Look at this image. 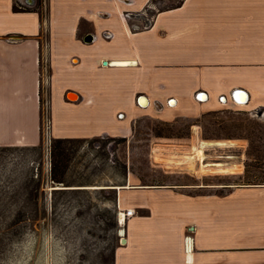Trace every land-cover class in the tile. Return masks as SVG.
I'll return each mask as SVG.
<instances>
[{
  "label": "crops",
  "instance_id": "1",
  "mask_svg": "<svg viewBox=\"0 0 264 264\" xmlns=\"http://www.w3.org/2000/svg\"><path fill=\"white\" fill-rule=\"evenodd\" d=\"M158 1L0 0V147L41 143L47 68L52 76L75 75L76 83L59 94L52 90V138L109 133L90 126L62 132L53 123L115 124L139 94L160 104L158 112L165 102L190 114L193 104H237L241 95L243 105L264 108V0L150 5ZM147 6L156 8L150 23L131 30L121 12ZM89 30L95 39L86 42ZM69 91L77 98L69 93L76 98L70 100ZM109 187L123 210L134 209L124 221L116 216L123 240L113 264H264V186L214 195L239 194L220 203L215 220L196 202L212 195L172 185Z\"/></svg>",
  "mask_w": 264,
  "mask_h": 264
},
{
  "label": "rangeland",
  "instance_id": "2",
  "mask_svg": "<svg viewBox=\"0 0 264 264\" xmlns=\"http://www.w3.org/2000/svg\"><path fill=\"white\" fill-rule=\"evenodd\" d=\"M51 74L50 68L43 70L41 143L0 147V264H113L115 249L122 244L116 216L125 209L109 186L172 185L190 194L212 195L196 202L215 220L220 203L239 194L214 195L255 186L244 184L245 171L264 177V108L230 101L211 108L193 104L190 114L168 102L158 112L160 104L153 101H131L121 112L127 117L111 125L55 119L53 127L62 132L89 126L94 132L112 131L75 138L68 159L53 157L52 90L59 94L76 83L75 75ZM189 158L194 162L188 163Z\"/></svg>",
  "mask_w": 264,
  "mask_h": 264
},
{
  "label": "flooded vegetation",
  "instance_id": "3",
  "mask_svg": "<svg viewBox=\"0 0 264 264\" xmlns=\"http://www.w3.org/2000/svg\"><path fill=\"white\" fill-rule=\"evenodd\" d=\"M149 11H151V18H153V16L155 15L156 9L152 8L151 6H147L141 11L132 10L130 8H125V9H123V11L121 12L120 15L126 19L127 26L132 30V29H137V28H143L144 26H146V24L150 23L151 18L148 17ZM87 35H92L93 39L91 41H94V39H95V31L94 30H89L84 35L83 40H85ZM101 36L102 37H111V35H106L105 31L101 32ZM144 98L146 99L145 95L139 94V95H137L136 102L140 104L141 102H143Z\"/></svg>",
  "mask_w": 264,
  "mask_h": 264
},
{
  "label": "trees",
  "instance_id": "4",
  "mask_svg": "<svg viewBox=\"0 0 264 264\" xmlns=\"http://www.w3.org/2000/svg\"><path fill=\"white\" fill-rule=\"evenodd\" d=\"M15 10H18L16 6H14ZM75 138H53L52 145H51V153L53 157L56 155L61 158V160H66L69 157L71 152L70 144L74 141ZM54 165V163H53ZM54 167V166H53ZM245 185H264V177H259L253 175H248L245 171ZM57 182H63L62 179H57ZM222 195V194H221Z\"/></svg>",
  "mask_w": 264,
  "mask_h": 264
},
{
  "label": "bare ground",
  "instance_id": "5",
  "mask_svg": "<svg viewBox=\"0 0 264 264\" xmlns=\"http://www.w3.org/2000/svg\"><path fill=\"white\" fill-rule=\"evenodd\" d=\"M242 96V95H241ZM241 96H239V99H237V96H235L236 97V100L238 101V103L237 104H240V105H242V103L241 102H245V100H246V95H244L243 97H241ZM240 102V103H239ZM145 104V103H144ZM198 155V154H197ZM187 162L188 163H193L194 162V158H189V159H187ZM187 163V164H188ZM179 167V166H178ZM185 169H187V168H185ZM187 170H189V169H187ZM189 171H191V170H189ZM119 215V219H120V221H124L125 220V216H124V214H123V211H120V213L118 214ZM121 233H122V229H121Z\"/></svg>",
  "mask_w": 264,
  "mask_h": 264
},
{
  "label": "water",
  "instance_id": "6",
  "mask_svg": "<svg viewBox=\"0 0 264 264\" xmlns=\"http://www.w3.org/2000/svg\"><path fill=\"white\" fill-rule=\"evenodd\" d=\"M92 39H93L92 35H87L84 41H86V42H90ZM106 63H107V61L104 60V61H103V64H106ZM69 93L74 94V95L76 96V98H77V94H76L75 92H72V91L67 92V94H66L67 97H68V94H69ZM68 98H69V97H68ZM76 98H75V99H76ZM69 99H70V98H69ZM143 100H146V99L144 98ZM140 104H141V105H146V104H147V100H146V104H144L143 102H141ZM122 240H123V238H122Z\"/></svg>",
  "mask_w": 264,
  "mask_h": 264
},
{
  "label": "built area",
  "instance_id": "7",
  "mask_svg": "<svg viewBox=\"0 0 264 264\" xmlns=\"http://www.w3.org/2000/svg\"><path fill=\"white\" fill-rule=\"evenodd\" d=\"M120 213V212H119ZM118 213V214H119ZM134 213V209L133 208H127V209H125L124 210V212H123V214H124V216L126 217V216H130V215H132Z\"/></svg>",
  "mask_w": 264,
  "mask_h": 264
}]
</instances>
